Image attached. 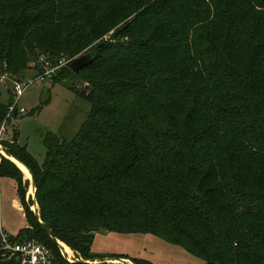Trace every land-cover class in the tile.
I'll use <instances>...</instances> for the list:
<instances>
[{
  "label": "trees",
  "instance_id": "16d2710c",
  "mask_svg": "<svg viewBox=\"0 0 264 264\" xmlns=\"http://www.w3.org/2000/svg\"><path fill=\"white\" fill-rule=\"evenodd\" d=\"M42 54L71 60L51 78H82L91 109L71 140L45 135L42 164L14 134L40 215L2 156L27 220L13 240L155 264L91 250L96 230L151 233L205 264H264V0H0V75Z\"/></svg>",
  "mask_w": 264,
  "mask_h": 264
},
{
  "label": "rangeland",
  "instance_id": "374dc122",
  "mask_svg": "<svg viewBox=\"0 0 264 264\" xmlns=\"http://www.w3.org/2000/svg\"><path fill=\"white\" fill-rule=\"evenodd\" d=\"M40 68V59L39 61L33 59L20 79L12 77L8 73L4 74L9 76L8 79H2L3 75H0V103L12 105L15 102L13 80L23 82L31 80L32 82L17 104L18 109L23 107L26 111L24 113L18 111V117H15L10 116L9 110V119L4 120L0 126V147L6 151V148L13 143L14 134L19 132V144L27 146L29 152L42 164L46 153L45 135L48 132H54L61 139L71 140L86 121L91 103L78 95L72 86L74 85L76 89H84L88 83H84L82 78H69L61 82H54L52 78L41 79L38 76ZM39 106H41L40 111L35 112ZM2 156L5 155L0 153V163ZM24 174L23 172V176ZM25 176L28 178L26 174ZM2 178L0 179V218L6 230L16 236L22 228L27 226L26 214L24 216L22 211L13 206L14 199L21 202L16 180L10 177ZM24 182H26L24 185L27 204L30 210L35 213L31 181L24 177ZM22 207L25 212L23 204ZM91 250L97 255L123 254L129 257H141L151 260L155 264H205L203 259L188 252L182 246L170 243L151 233H118L102 229L96 230ZM121 259H124L127 264H135L131 259Z\"/></svg>",
  "mask_w": 264,
  "mask_h": 264
},
{
  "label": "built area",
  "instance_id": "2783aa9c",
  "mask_svg": "<svg viewBox=\"0 0 264 264\" xmlns=\"http://www.w3.org/2000/svg\"><path fill=\"white\" fill-rule=\"evenodd\" d=\"M39 59L41 61V68L40 72H38V76L41 79L51 78L60 68L71 61L66 57L53 59L51 57L45 56L44 54L40 55ZM8 78V75L2 76V79ZM13 83L15 102L9 106L10 113H12L15 108H17L19 98L24 94L25 90L30 86V84H32L31 80L28 82L13 80ZM18 111L24 113L26 109L21 107L18 109ZM1 220L2 219L0 218V256L3 259L10 260L17 258L19 260V264H77L79 262L88 264H100L103 262L120 263V261H115L108 258L84 259L71 247H69L70 250H68L64 242L61 240H58L59 244L57 246V250L49 247L35 238L24 239L23 241L13 240V235L5 230Z\"/></svg>",
  "mask_w": 264,
  "mask_h": 264
},
{
  "label": "water",
  "instance_id": "95a60500",
  "mask_svg": "<svg viewBox=\"0 0 264 264\" xmlns=\"http://www.w3.org/2000/svg\"><path fill=\"white\" fill-rule=\"evenodd\" d=\"M91 55L89 53H85L82 54L78 57H76L72 62H71V68L73 69V71L78 72L80 69H82L83 67H85L86 65H88L91 62ZM0 152L3 153L4 155H6L8 158H12L14 156H11L7 151H5L3 148L0 147ZM29 169V168H28ZM30 171V169H29ZM31 173V185H32V189H33V203H34V208H35V213L37 216H39V205L36 199V190H37V185H36V180L33 176V173L30 171ZM57 243L58 239H56ZM111 259V260H120V262H122L121 264H127V262L124 259L121 258H109V257H104V258H100V259Z\"/></svg>",
  "mask_w": 264,
  "mask_h": 264
},
{
  "label": "crops",
  "instance_id": "0c3cea01",
  "mask_svg": "<svg viewBox=\"0 0 264 264\" xmlns=\"http://www.w3.org/2000/svg\"><path fill=\"white\" fill-rule=\"evenodd\" d=\"M19 133V132H18ZM18 141H19V139H18ZM6 156V155H5ZM7 157V156H6ZM16 165H17V162L16 161H20L19 159H17L16 157H13V158H10ZM21 163H23L22 161H20ZM24 164V163H23ZM25 165V164H24ZM18 166V165H17ZM26 166V165H25ZM27 167V166H26ZM28 168V167H27ZM24 177H25V179L26 180H30L31 181V177L30 178H27L26 176H25V174H24ZM2 177H0V179H1ZM3 179V178H2ZM0 183H1V181H0ZM0 188H1V185H0ZM13 206H14V208H17L19 211H22V213H23V215L25 216V212H24V208L22 207V204H21V202H19V200L18 199H14V202H13ZM2 221V220H1ZM2 224H3V226H4V228H5V225H4V223L2 222ZM5 230H6V228H5Z\"/></svg>",
  "mask_w": 264,
  "mask_h": 264
},
{
  "label": "bare ground",
  "instance_id": "6f19581e",
  "mask_svg": "<svg viewBox=\"0 0 264 264\" xmlns=\"http://www.w3.org/2000/svg\"><path fill=\"white\" fill-rule=\"evenodd\" d=\"M16 162H17L18 167L28 176V178H30L31 177V173H30L29 169L23 163H21L20 161H16ZM66 247H67L68 250H70L69 246L66 245Z\"/></svg>",
  "mask_w": 264,
  "mask_h": 264
}]
</instances>
